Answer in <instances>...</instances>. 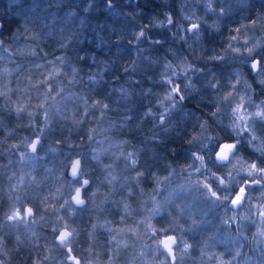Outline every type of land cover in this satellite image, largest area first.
Returning <instances> with one entry per match:
<instances>
[{
  "label": "clouds",
  "instance_id": "1",
  "mask_svg": "<svg viewBox=\"0 0 264 264\" xmlns=\"http://www.w3.org/2000/svg\"><path fill=\"white\" fill-rule=\"evenodd\" d=\"M0 264H264V0H0Z\"/></svg>",
  "mask_w": 264,
  "mask_h": 264
}]
</instances>
